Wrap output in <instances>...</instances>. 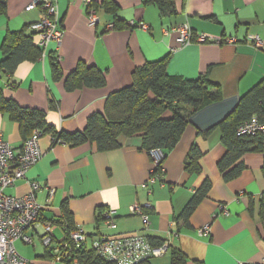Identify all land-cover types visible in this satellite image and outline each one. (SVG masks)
Listing matches in <instances>:
<instances>
[{
	"label": "crops",
	"instance_id": "obj_1",
	"mask_svg": "<svg viewBox=\"0 0 264 264\" xmlns=\"http://www.w3.org/2000/svg\"><path fill=\"white\" fill-rule=\"evenodd\" d=\"M32 1L0 2L6 7L0 14V63L3 43L10 34L33 35L37 46L31 26L40 10L24 11ZM51 1L63 34L61 46L57 48L54 42L44 49L37 46L36 60L17 63L11 71L0 68V90L18 106L42 111L57 131L82 132L91 114L104 111L109 95L130 85L136 68L166 57L169 76L193 80L206 73L222 99L188 118L179 141L164 152L163 172H154L153 183L154 167L140 137L122 138L120 147L98 151L94 144H54L50 135H41L40 160L25 179L5 190L7 195L21 197L30 190V183L40 184L36 201L44 221L26 231L33 244L17 241L16 252L29 264H81L73 251L91 250L96 237L138 234L152 248L168 243L166 252L150 258L148 264H171L174 250L184 253L186 264H260L264 260V157L261 151L243 154L226 170L238 164L242 167L228 180L217 163L226 151L218 125L264 79V50L247 41L254 36L264 42V0H172L174 14L162 17L148 0H107L116 6L115 16L105 12L103 0H90L89 5L81 0ZM92 8L99 20L95 27L87 17ZM115 20L123 29L106 31ZM130 22L143 23L149 31L126 28ZM184 23L194 35L205 34L221 43L179 46L170 29ZM230 40L234 42L226 43ZM80 62L100 72L105 86L67 91L65 79ZM55 64L62 74L60 80L54 77ZM0 133L16 149L25 142L18 124L5 113H0ZM192 146L201 154L197 174L188 173L184 164ZM205 182L210 185L205 197L183 218ZM49 188L54 190L50 202ZM134 204L140 206V215L131 214ZM63 210L73 229L82 228L86 243L57 262L56 256L64 252L63 242L72 245L71 237L52 223L53 239L46 248L40 225L59 221ZM109 211L113 212L112 226L106 225L104 217ZM205 226L210 229L207 236L199 232Z\"/></svg>",
	"mask_w": 264,
	"mask_h": 264
},
{
	"label": "trees",
	"instance_id": "obj_2",
	"mask_svg": "<svg viewBox=\"0 0 264 264\" xmlns=\"http://www.w3.org/2000/svg\"><path fill=\"white\" fill-rule=\"evenodd\" d=\"M147 3L156 5L161 17L174 14L172 0H148ZM101 6L106 13L115 16L116 6L111 1L103 0ZM5 8L0 4V14L5 12ZM123 27L119 20L114 21L113 30ZM126 28H129L128 25ZM33 38H35L33 35L28 37L23 35V31L8 35L2 46L0 68L11 71L17 63L36 60L40 53ZM166 67L167 57L159 61L147 62L136 68L132 72L130 85L109 95L105 101L104 111L91 114L82 132L65 134L57 131L46 122L42 111L18 106L14 101L5 99L2 90H0V113L7 114L12 122L18 124L24 141L36 130L41 135H50L54 139V144L58 141L71 146L94 144L98 151H107L120 147L122 138L136 136L141 138L142 149L148 154L153 149H159L164 156V152L172 149L179 141L191 115L222 99L220 89L210 81L206 73L196 79L185 80L178 76H169ZM59 69L58 64H55L54 77L57 80L62 78ZM104 86L105 77L94 67L82 62L78 63L75 70L65 79V88L69 92ZM252 117L264 121V79L246 93L234 111L218 125L220 140L226 149L223 158L217 163L221 173L234 166L243 154L261 151V139L235 135L236 128ZM200 156L196 147L192 146L184 162L188 173H199L197 162ZM241 168L240 164L236 165L224 174L225 179L236 177ZM209 186V183L205 182L197 190L182 215L183 218L186 219L205 197ZM63 214L59 221L47 222L57 223L60 226L65 224L66 234L70 235L75 229L69 223L66 210L65 212L63 210ZM42 218L40 216L39 222L44 221ZM63 220L66 222L64 223ZM73 255L81 264H110L95 258L91 250H74ZM186 263L187 257L184 253L179 250L171 252V264Z\"/></svg>",
	"mask_w": 264,
	"mask_h": 264
},
{
	"label": "built area",
	"instance_id": "obj_3",
	"mask_svg": "<svg viewBox=\"0 0 264 264\" xmlns=\"http://www.w3.org/2000/svg\"><path fill=\"white\" fill-rule=\"evenodd\" d=\"M75 1V0H73ZM85 5H89L90 0H81ZM34 9L40 10L39 19L31 27L34 35L37 38V46L44 49L51 42L59 48L62 44V31H60L57 20V8L55 2L51 0H33L26 6V12ZM89 25L95 27L99 22L96 17L95 10L92 8L87 14ZM128 25V24H127ZM130 29H141L149 31V27L143 23L135 25L130 22ZM114 24H108L106 31H113ZM170 32L175 34L176 42L179 46H188L192 43H206L214 40L205 34L194 35L189 24L184 23L176 25L170 29ZM232 41V42H231ZM247 41L255 49H264V42L258 37L250 36ZM217 44L221 42L215 41ZM233 40L226 43L231 44ZM237 137L259 138L262 141L261 154L264 157V121H260L256 117H252L241 123L235 131ZM41 134L39 131H34L33 134L25 140L20 148H14L9 142L3 139L0 133V264H29L27 260L22 258L15 249V243L22 241L24 244L32 245L31 238L26 235V231L38 225L42 207L36 201V193L40 190V184L36 182L30 183V190L21 197L10 196L5 193L7 188L15 186V184L25 179L28 170L34 166L41 158L42 153L39 149L38 140ZM54 142V139H52ZM61 144L60 141H58ZM154 171L151 173L152 180L155 182V171L163 172L162 161L163 153L159 149H153L149 152ZM49 200L51 201L54 190L49 188ZM132 215H140L141 208L138 204L130 207ZM107 226L113 225V212L105 214ZM146 223V220H144ZM41 228L43 235L41 238L42 244L48 248L53 239L54 225L46 222L42 223ZM62 231H66V225H62ZM209 227L205 226L200 229L201 235L209 234ZM72 245L63 242L62 248L64 252L56 256L57 262L63 261L64 256L68 257V252L73 251L76 247L85 246L86 236L82 228H75L70 234ZM91 251L95 258L103 260L110 264H141L152 257L164 254L168 248V243L161 247L152 248L146 244L138 234H130L124 236H99L96 237L91 245ZM69 258V257H68ZM249 264V263H240ZM260 264H264V260Z\"/></svg>",
	"mask_w": 264,
	"mask_h": 264
},
{
	"label": "water",
	"instance_id": "obj_4",
	"mask_svg": "<svg viewBox=\"0 0 264 264\" xmlns=\"http://www.w3.org/2000/svg\"><path fill=\"white\" fill-rule=\"evenodd\" d=\"M0 2H3V0H0Z\"/></svg>",
	"mask_w": 264,
	"mask_h": 264
}]
</instances>
